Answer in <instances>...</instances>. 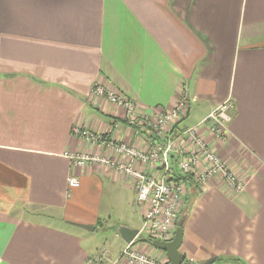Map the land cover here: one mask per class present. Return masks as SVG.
Here are the masks:
<instances>
[{"label": "crops", "instance_id": "crops-1", "mask_svg": "<svg viewBox=\"0 0 264 264\" xmlns=\"http://www.w3.org/2000/svg\"><path fill=\"white\" fill-rule=\"evenodd\" d=\"M95 84L163 109L185 87L181 128L232 101L226 143L199 132L242 189L189 181L179 251L194 264H264V0H0V264H84L103 246L100 264H127L118 227L138 230L143 212L131 182L69 158L106 152L76 125L143 148ZM99 231L110 240L95 243ZM131 240L163 259L144 235Z\"/></svg>", "mask_w": 264, "mask_h": 264}, {"label": "built area", "instance_id": "built-area-1", "mask_svg": "<svg viewBox=\"0 0 264 264\" xmlns=\"http://www.w3.org/2000/svg\"><path fill=\"white\" fill-rule=\"evenodd\" d=\"M92 93L104 97L111 105L123 110V118L132 135L141 140L143 148L122 140H115L106 133L96 132L76 125L72 134L87 141L105 153L78 152L69 155L74 166L98 164L113 169L131 182L135 202L143 207L142 223L137 235L153 240L169 241L174 235L176 217L184 205L188 182L203 188L211 179H220L232 192L242 189L243 182L233 172L214 145L207 142L199 132L207 131L216 142L226 143L229 137V110L233 103L227 99L219 103L197 124L181 128L179 122L189 108L187 90L182 87L177 102L170 109L142 108L122 93L95 84ZM119 126V123H115ZM75 177L68 185L78 186ZM153 246V245H152ZM154 247V246H153ZM160 250V249H158ZM109 259L104 246L86 259L84 264H100ZM117 260L127 264H167L168 258L148 254L139 249L137 242L130 240L120 249Z\"/></svg>", "mask_w": 264, "mask_h": 264}, {"label": "water", "instance_id": "water-1", "mask_svg": "<svg viewBox=\"0 0 264 264\" xmlns=\"http://www.w3.org/2000/svg\"><path fill=\"white\" fill-rule=\"evenodd\" d=\"M183 219H180L175 227L174 235L169 241H159L153 240L152 245L165 252L168 262L167 264H189V260L185 258V255L179 251V247L182 242L183 236ZM84 228L91 229L92 226L88 225H80ZM136 229H128L124 226L118 227V232L126 239V241H130L136 234ZM214 261V258H210L204 261L202 264H211Z\"/></svg>", "mask_w": 264, "mask_h": 264}, {"label": "rangeland", "instance_id": "rangeland-1", "mask_svg": "<svg viewBox=\"0 0 264 264\" xmlns=\"http://www.w3.org/2000/svg\"><path fill=\"white\" fill-rule=\"evenodd\" d=\"M233 108H234V106H233ZM233 108L229 110V113H230L231 116H232L231 113H232ZM182 207H184V206H182ZM180 212H181V211H180ZM180 212H179V213H180ZM179 213L177 214V217H176V222H175L176 225H177L178 221L180 220V219H179L180 216H178ZM41 219H43V220L46 221V222L58 223L57 220H53V219H48V218H41ZM92 235H93V237L96 238V239L94 240V242L97 243L98 245L101 244V243L103 242V240H104V242L107 241V240H110V236H109L110 234L108 235V233L106 234V233L103 232V231H99V232L94 233V234H92Z\"/></svg>", "mask_w": 264, "mask_h": 264}, {"label": "trees", "instance_id": "trees-1", "mask_svg": "<svg viewBox=\"0 0 264 264\" xmlns=\"http://www.w3.org/2000/svg\"><path fill=\"white\" fill-rule=\"evenodd\" d=\"M144 238L147 240V241H149L150 239H149V237L148 236H146V235H144ZM232 261H236V259H231ZM189 264H194V263H192V262H190L189 261Z\"/></svg>", "mask_w": 264, "mask_h": 264}]
</instances>
